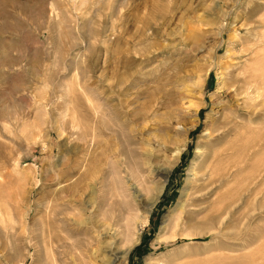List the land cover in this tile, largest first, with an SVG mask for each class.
Returning <instances> with one entry per match:
<instances>
[{
    "label": "rangeland",
    "instance_id": "1",
    "mask_svg": "<svg viewBox=\"0 0 264 264\" xmlns=\"http://www.w3.org/2000/svg\"><path fill=\"white\" fill-rule=\"evenodd\" d=\"M0 264H264V0H0Z\"/></svg>",
    "mask_w": 264,
    "mask_h": 264
},
{
    "label": "bare ground",
    "instance_id": "2",
    "mask_svg": "<svg viewBox=\"0 0 264 264\" xmlns=\"http://www.w3.org/2000/svg\"><path fill=\"white\" fill-rule=\"evenodd\" d=\"M239 80V79H238ZM237 80V81H238ZM241 80V78H240ZM244 80V81H243ZM241 84L243 83L242 85V88L240 90L241 91L240 93H234V99L236 102H233L231 104H228L226 105L224 108H223V111H224V114H223V118L222 120L220 121L219 125H217V129H216V135H213V133L210 132L209 136L211 139L213 140H217V141H220L221 139H223L224 137L228 136V135H232V133H237L238 129H240V127L243 126V121L241 119V114L243 113V111H247L248 115H250V118H252L253 116H255L257 110L255 109V106L251 107V103L249 101L250 97H251V93H250V90H251V84L248 80V78L245 77V79H243ZM236 81V79H235ZM237 83V82H236ZM252 83V81H251ZM236 85V84H235ZM253 88V87H252ZM238 90V88H237ZM243 104V105H242ZM237 119H240V121H238ZM245 120V119H244ZM116 132V131H115ZM120 132H122V130H120ZM94 135V134H93ZM116 135L118 137L119 135V132H116ZM123 135V133H122ZM125 138V137H124ZM118 139V138H117ZM119 141V140H118ZM117 141V143H118ZM116 143V146L118 145ZM231 144V143H230ZM119 146H120V143H119ZM233 146V145H232ZM232 146H229V150H232L231 151H234ZM112 147V146H111ZM115 147V146H114ZM115 150V151H114ZM121 148L119 150V147L118 148H107L105 149L103 152H101V155H96L93 160H92V166L89 168V169H85V173L82 175L80 174L78 176V178L75 180V182L72 184V188L73 191H75V189H79L80 186L82 187V184H83V180H84V177L87 178L86 176H89V179H90V176H94L96 174H100L101 176H106L105 174H110L113 172V167L115 164H119V158H120V155H123L122 152H121ZM227 151V150H226ZM181 150L178 151V153H180ZM218 152V151H217ZM223 152V151H222ZM228 152V151H227ZM117 153V154H116ZM230 153V151H229ZM233 153V152H232ZM119 154V155H118ZM220 154V153H219ZM218 153H215L213 154V156H210L208 155V158H206V155H205V158H204V164H205V168H203L202 170V174L204 172H209L210 173V176L212 175L213 173V169H214V164L216 163L215 160H219L217 159V155L220 157ZM223 155V154H221ZM218 157V158H219ZM221 158V157H220ZM121 159V158H120ZM220 161V160H219ZM121 164H122V161H121ZM104 166H107L108 168L104 167ZM204 167V165L202 166ZM201 167V168H202ZM79 170V169H78ZM201 170V169H200ZM215 171V170H214ZM232 171V170H231ZM217 173V172H216ZM214 174V173H213ZM220 174V173H219ZM217 174V175H219ZM228 174V173H227ZM225 174H221L219 177L222 178L224 177ZM195 176H196V173H195ZM221 180V179H220ZM218 179V181H220ZM217 180H213V179H209V182L207 183L206 186H203V187H200V186H197L196 189L199 190V191H207L209 190L210 188H215V186L217 185ZM195 188V187H194ZM217 188V187H216ZM95 189V188H94ZM187 190V188H186ZM185 190V194L187 193V191ZM162 191V187H160L158 189V192L157 194H153L152 196H149L147 197L146 201L144 202V206H145V209L147 211V213L141 218L142 220L140 221V223H138L137 225H133V234L135 235V231L137 230L138 228V232H139V229L140 227L146 222L147 220V217H148V213L151 209V207L155 204L160 192ZM205 191V192H206ZM92 192H93V187H92ZM134 192L135 193H138V189H134ZM83 194V193H82ZM81 194V195H82ZM184 194V195H185ZM204 193H201V195H203ZM85 195V194H84ZM200 195V196H201ZM83 196V195H82ZM135 197H138L137 195ZM139 197H141L139 195ZM185 197V196H184ZM90 200H84L83 203L87 204ZM74 203V202H73ZM73 205V204H72ZM183 206V204L181 205ZM80 207V206H79ZM183 208V207H182ZM229 208V207H228ZM61 213V212H60ZM65 214V213H64ZM133 214H129L128 215V220L130 219H133ZM61 219V218H60ZM65 219V218H64ZM76 222V223H80L79 220H76L75 217L73 218H70L69 220H71ZM65 228V227H64ZM58 231V230H57ZM78 231V230H77ZM70 240V239H69ZM137 240V239H136ZM128 252V251H127ZM127 252H125V255L127 254ZM238 261V260H237ZM241 261V260H240ZM239 261V262H240ZM242 262H244L242 260ZM235 263V262H234Z\"/></svg>",
    "mask_w": 264,
    "mask_h": 264
}]
</instances>
